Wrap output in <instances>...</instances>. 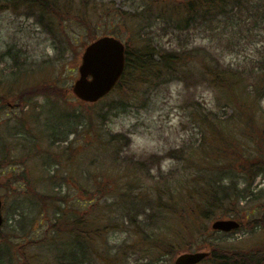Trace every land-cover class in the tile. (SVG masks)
Segmentation results:
<instances>
[{
  "label": "rangeland",
  "instance_id": "obj_1",
  "mask_svg": "<svg viewBox=\"0 0 264 264\" xmlns=\"http://www.w3.org/2000/svg\"><path fill=\"white\" fill-rule=\"evenodd\" d=\"M73 2L77 6L79 0ZM150 3L96 0V9L138 15V20L123 18L113 24L119 38L128 40L131 47L141 37L162 50L191 44L199 51L207 50L221 64L239 69L249 84L253 79L247 77L255 80L264 75V0H244L236 15L200 19L185 30L169 26L168 12ZM8 7L0 9V198L4 204L0 242L5 245L0 264H146L152 259L173 264L178 253L209 249L211 243L249 249L264 242V229L250 222L264 216V173L255 178L240 203L238 230L227 235L211 232L216 218L234 215L202 219L198 224L206 238L202 234L192 238L199 242L197 246L183 247L174 255H163V250L176 240L179 218L170 214L149 218L142 206L135 212L126 208L135 189L155 193L161 185H172L176 194L182 192L179 181L187 172V157L193 152L203 154L194 150L203 138L195 120L197 111L208 112L219 127H228L237 140H243L240 135L246 126L230 120L232 108L206 81L194 74L143 85L133 93L112 91L95 103L82 102L73 94L72 84L78 76L83 41L110 32V26L103 21L95 28L91 22L82 30L72 22L63 37L68 38L65 47L53 23L22 8ZM143 8L150 9L149 15ZM41 86H53L47 92L60 95L55 98L63 99H57L62 107L54 108L37 89ZM25 89L41 95L19 101L18 93ZM62 102L69 107L63 115ZM260 104L264 109V96ZM90 123L96 127L90 134L94 142L85 129ZM112 135L118 140L111 142ZM99 142L108 143L105 154ZM80 148H84L78 153L82 164L73 169L71 163ZM233 178L244 186L240 175ZM121 181L127 184L123 193ZM88 213L90 219L96 217V223L111 226L83 250L78 243L72 246V235L59 234L58 229L75 227V219L87 220ZM182 219L189 221L186 216Z\"/></svg>",
  "mask_w": 264,
  "mask_h": 264
},
{
  "label": "trees",
  "instance_id": "obj_2",
  "mask_svg": "<svg viewBox=\"0 0 264 264\" xmlns=\"http://www.w3.org/2000/svg\"><path fill=\"white\" fill-rule=\"evenodd\" d=\"M152 2L150 6L156 5L163 12H168L166 20L169 26L185 30L190 27L192 22L197 23L200 19L214 21L221 17L236 15L237 7L242 6L244 0H152ZM6 5L7 7H4ZM8 6L13 10L22 8L26 12L37 14L40 18L53 23V27L58 28L61 32L58 34V38L60 44L65 47L69 46L68 41L65 40L68 38L64 39L63 37L69 33L70 27H73V24L70 25L72 22L78 28L85 30L91 27V22L96 28L97 23L104 21L103 25L107 24L111 29L106 34L119 37L117 31L113 29L116 20L123 18L127 22L138 20L136 13L130 17L121 11L112 12L108 8L98 10L96 9V0H79L77 6L73 0H0V9L9 8ZM142 11L149 15L150 9L143 8ZM162 15L160 13L158 16ZM61 21L62 25L59 24ZM140 35L138 32L137 36ZM99 36H95L91 40L88 39L89 41L84 39L83 45H87ZM135 42L136 44L132 47L128 40L124 42L125 68L112 91L133 93L143 85L155 86L163 80L186 79L196 74L198 79L202 78L218 93L219 99H223L232 108L230 116L232 119L230 120L234 121L235 119L236 122L246 126V128H242V135H240L243 140H237L234 131L224 125L219 127L215 120L209 118L208 112L197 111L195 120L203 132V138L197 147L193 148L203 154L199 155V152H193L191 156L187 157L189 166H187V172L182 174L183 179L179 181L184 186L182 192L176 194L172 185H161L155 189V193L135 189L136 193L130 197L126 207L128 211L135 212L137 206H142L144 211L148 210L149 218L170 214L180 219L178 231L174 236L176 242L166 243V249L163 250V255H174L178 249L183 247L197 246L199 242L195 241L194 243L192 238H197L201 234L202 238H206L207 235H203L204 232L200 231L198 224L200 220H210L217 215L238 217L240 203L245 200L249 187L258 175L264 173V109L260 104L264 96V75L258 76L255 80L247 77V79H253V83L249 84L242 80L243 72L221 64L205 49L199 51L198 48L190 44L178 49L162 50L150 39L142 37ZM75 43L77 42L75 41ZM49 87L53 86H41V89H37L43 91L41 94L49 99V103L54 105V108L61 106L57 102V99L61 98H55L61 96L48 93L47 88ZM22 91L20 90L18 93V100L22 102L27 97L41 95L36 94L35 89ZM64 101L67 102V100ZM62 104L65 105V110L61 115L69 111L68 104L64 102ZM70 112L74 113L72 110ZM250 126L254 130L248 129ZM95 128L92 123L85 126L89 136L93 134ZM73 130L79 132L77 128ZM90 138L93 142L95 141V136H90ZM117 140V135H112L110 138L111 142ZM251 142L254 147L249 144ZM99 146L103 154L107 148L110 149L107 142H99ZM83 149L77 150L75 159L71 163L73 169L82 164L80 156ZM78 153L81 154L78 156ZM234 174L243 178V187H240L236 179L233 178ZM121 184L123 186L119 190L123 193L127 184L125 185L124 181H121ZM90 201L92 202V200ZM64 216L65 214L62 213L61 217ZM183 216H186L189 221H184ZM89 217L90 213H88L87 220L77 217L74 221L75 227L70 224V230L60 228L58 229L59 234L64 232L65 235H72L74 239L72 246L78 243L83 250H86V246L92 247L94 240L102 236L111 225L96 223V217L92 216L91 219ZM250 222L264 229V216L254 217ZM62 225L65 224L62 222ZM207 229L211 231L210 227ZM211 232L220 235L229 234L215 230ZM190 234L191 238H189ZM180 235L188 237L187 239H178L181 238ZM210 246V254L198 264H264V242L249 249L229 248L219 243H211ZM2 247L5 245L0 242V250ZM70 252L72 256H75L74 249ZM158 261L159 259H152L148 260L146 264H157Z\"/></svg>",
  "mask_w": 264,
  "mask_h": 264
},
{
  "label": "water",
  "instance_id": "obj_3",
  "mask_svg": "<svg viewBox=\"0 0 264 264\" xmlns=\"http://www.w3.org/2000/svg\"><path fill=\"white\" fill-rule=\"evenodd\" d=\"M125 67V45L113 35H103L88 43L78 67L79 76L72 84V91L82 100L94 102L109 93L118 82ZM3 223L0 199V227ZM213 229L230 231L240 226L234 218L215 219ZM209 251L198 250L180 253L174 264H196L208 256Z\"/></svg>",
  "mask_w": 264,
  "mask_h": 264
}]
</instances>
